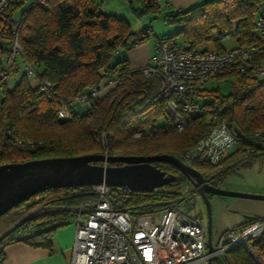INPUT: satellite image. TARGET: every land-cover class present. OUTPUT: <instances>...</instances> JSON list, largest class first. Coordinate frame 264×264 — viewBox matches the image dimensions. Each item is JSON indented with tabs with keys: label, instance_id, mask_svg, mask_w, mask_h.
Instances as JSON below:
<instances>
[{
	"label": "trees",
	"instance_id": "1",
	"mask_svg": "<svg viewBox=\"0 0 264 264\" xmlns=\"http://www.w3.org/2000/svg\"><path fill=\"white\" fill-rule=\"evenodd\" d=\"M27 1L16 0L0 16V164L104 153V134L109 154L168 153L183 160L184 153L215 123L210 116L215 106L220 111L219 120L236 130L238 147L223 166H196L211 183L221 184L226 173L245 160V154L252 153L249 158L252 160L254 155L264 153V137L258 135L264 132V80L251 71L240 70L237 63L231 71L216 74L233 78L235 88L229 93L200 87L202 82L191 85L189 94L203 98L202 102L198 101L204 112L186 114V128L178 132L166 113L159 78L145 76L142 67L131 68L124 58L114 60L122 50L129 51L149 41L153 34L150 27L136 31L125 17L104 10L96 0H47L45 5L33 0L16 19V12ZM142 1L139 7L130 1L136 16L160 12L159 0ZM262 4L264 0H205L166 10L165 15L181 23L177 33L184 38L183 47L202 49L207 45L206 49L223 50L227 45L222 37L226 34L238 45L260 42L254 24ZM15 31L21 47L18 53L14 52ZM153 39H170L176 43L173 33ZM17 54L24 65L28 63L33 68L34 74L29 76L25 67L17 83L10 87L11 74L19 70ZM12 55L15 63L9 67L7 60ZM114 71L119 85L84 114L77 113L72 103L84 91L102 84ZM33 79L38 80L37 85H33ZM44 81L51 87L42 90L40 84ZM62 105L68 108L70 118L58 117ZM161 116L165 121L159 120ZM137 131H143L140 138L133 137ZM154 164L176 178L152 191H134L127 203L129 207L152 211L186 194L192 198L193 185L174 164L162 161ZM40 195L42 198L37 200ZM95 197V192L85 186H66L46 189L17 203L2 216L33 206H38L41 212L21 221L0 239V264L4 259L3 246L9 242L24 241L36 247L52 248L54 232L72 222L74 208ZM226 261L264 264V232L228 251Z\"/></svg>",
	"mask_w": 264,
	"mask_h": 264
},
{
	"label": "built area",
	"instance_id": "2",
	"mask_svg": "<svg viewBox=\"0 0 264 264\" xmlns=\"http://www.w3.org/2000/svg\"><path fill=\"white\" fill-rule=\"evenodd\" d=\"M15 1L0 0V16ZM35 1L47 4V0ZM254 32L260 42L233 44L223 50L187 49L170 39L155 41L150 62L142 67V71L147 77L159 78L166 113L171 116L176 131L186 128V114L204 112L203 105L189 94L191 85L231 71L237 63L240 70L251 71L264 80V4L255 19ZM14 35V52L18 53L21 52L18 33L15 31ZM226 39H230L228 34L222 37V40ZM14 63L12 55L7 65L13 67ZM25 67L29 76L34 74L28 63ZM119 83L114 71L102 84L84 91L78 100L89 101L93 106ZM48 87L51 84L47 81L40 84L42 90ZM210 116L215 123L184 153L183 161L188 165H220L238 147L236 130L228 122L219 120L218 106L212 108ZM58 117L62 120L71 117L65 105L58 110ZM142 135L143 131L134 134ZM258 135L264 137V132L260 131ZM104 153L108 155L109 151ZM251 156L252 153H247L244 159ZM85 187L94 191L96 197L74 208L76 233L70 264H228V251L264 232V217L249 218L212 237L210 248L202 215L190 212L194 206L193 198L187 197L190 194L168 200L155 210L142 211L127 205L135 191L128 186L103 183ZM34 210L28 208L27 214Z\"/></svg>",
	"mask_w": 264,
	"mask_h": 264
},
{
	"label": "water",
	"instance_id": "3",
	"mask_svg": "<svg viewBox=\"0 0 264 264\" xmlns=\"http://www.w3.org/2000/svg\"><path fill=\"white\" fill-rule=\"evenodd\" d=\"M161 161L174 164L190 180L194 192L203 198L208 212L207 234L210 248L213 237L210 195L264 200V194L261 193L231 190L214 185L199 169L168 153L153 155L87 153L0 164V217L17 203L49 188L83 187L105 183L128 186L135 191H152L171 183L176 178V175L166 174L154 164ZM105 162L108 164H104ZM239 163L250 165L252 160ZM19 223H15L4 234Z\"/></svg>",
	"mask_w": 264,
	"mask_h": 264
},
{
	"label": "crops",
	"instance_id": "4",
	"mask_svg": "<svg viewBox=\"0 0 264 264\" xmlns=\"http://www.w3.org/2000/svg\"><path fill=\"white\" fill-rule=\"evenodd\" d=\"M96 1L102 4L104 10L111 11V9H108L118 0ZM198 1L200 0H165V6H168L169 9H179L191 6ZM159 3L162 7L161 2ZM154 43L155 39L151 38L149 41L125 52L123 58L128 61L131 68H141L150 62ZM32 82L33 85L38 84L36 79H33ZM199 86L203 87L204 83ZM200 99L198 98L197 100L202 102ZM72 105L79 114H84L90 108L89 101L76 100ZM226 159L220 166H223ZM211 201L213 231L215 230L217 235L227 228L242 224L249 218L264 217V200L213 195L211 196ZM74 220L73 217L71 223L54 232L52 248L36 247L24 241L6 243L3 246L4 259L1 264H70L76 233Z\"/></svg>",
	"mask_w": 264,
	"mask_h": 264
},
{
	"label": "rangeland",
	"instance_id": "5",
	"mask_svg": "<svg viewBox=\"0 0 264 264\" xmlns=\"http://www.w3.org/2000/svg\"><path fill=\"white\" fill-rule=\"evenodd\" d=\"M130 1L136 7L143 5L142 0H118L108 10L111 9L112 12L117 13L118 15L122 17H125L132 24L134 30L136 31H139L143 27H150V29L153 32L151 38H155V36H161V35L173 33L176 43L179 46L185 45L182 34L177 33L179 29H181V23L175 22L172 20L171 17L168 18L165 15V11L170 10L168 6H165V0H159V2H161V4L163 5L162 6L163 9L165 10H163L160 5V12L158 14H141L140 17L136 16L134 12L131 10ZM203 1L205 0H200L196 2L195 4H199ZM32 2L33 0H28L25 5L20 7V10H18L15 14V18L19 19L21 17L22 12L25 10V8H27ZM195 4H192V5H195ZM233 41L234 39H226L224 43L225 45L229 46L230 44L235 43ZM4 44L11 46V43L10 42L8 43L7 41H4ZM206 46L207 45H204L203 48H206ZM125 52L127 51L122 50L118 55H116L114 60H118L119 57H122L123 59ZM16 60H17V63H19V65L16 64L19 66V70L18 72H14L11 74L10 79H9L10 87H13L17 83L22 72L25 69V65H24V62L20 54L16 55ZM203 83H204V86L207 88H219L224 93H229L233 91L235 88L233 78L231 77L214 76V77H211L203 81L202 85ZM107 95H105L104 97H106ZM200 100H203V98H201ZM159 120L165 121L164 116H161ZM133 137L140 138L141 136L140 137L133 136ZM102 141H103L104 151L106 150L109 151L107 136L105 134H104ZM221 185L223 188H226V189L238 190V191L240 190V191L249 192V193L264 194V153H259V154L254 155L252 157V163L250 165H242L241 163L236 164L232 169H230L226 173V176L223 178ZM192 193H193L192 198L194 201V206L190 208V212L201 214L204 219V223L207 225V217H208L207 206L203 198L198 193L196 192H192ZM42 196L43 195L37 196V200H40ZM31 208L35 210L29 214H27L29 212L27 211L28 208L26 211L24 210V208H20L16 212L17 214L9 213V214H6L5 216L0 217V236L2 235L0 239L5 235L4 233L15 223L26 220L27 218L32 217V216H36L39 214V212H41L40 210L37 209L38 206H33ZM216 236L217 234L214 230L213 238Z\"/></svg>",
	"mask_w": 264,
	"mask_h": 264
},
{
	"label": "flooded vegetation",
	"instance_id": "6",
	"mask_svg": "<svg viewBox=\"0 0 264 264\" xmlns=\"http://www.w3.org/2000/svg\"><path fill=\"white\" fill-rule=\"evenodd\" d=\"M238 164V163H237ZM214 185H221V184H218V182H216V181H213L212 182ZM222 186V185H221ZM213 196V195H212Z\"/></svg>",
	"mask_w": 264,
	"mask_h": 264
}]
</instances>
